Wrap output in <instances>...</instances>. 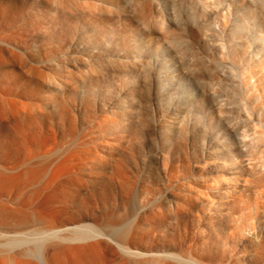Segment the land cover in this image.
Wrapping results in <instances>:
<instances>
[{
  "label": "rangeland",
  "instance_id": "374dc122",
  "mask_svg": "<svg viewBox=\"0 0 264 264\" xmlns=\"http://www.w3.org/2000/svg\"><path fill=\"white\" fill-rule=\"evenodd\" d=\"M26 3L36 30L95 26L82 73L112 110L110 178L31 187L86 232L31 264H264V0Z\"/></svg>",
  "mask_w": 264,
  "mask_h": 264
},
{
  "label": "bare ground",
  "instance_id": "6f19581e",
  "mask_svg": "<svg viewBox=\"0 0 264 264\" xmlns=\"http://www.w3.org/2000/svg\"><path fill=\"white\" fill-rule=\"evenodd\" d=\"M55 1L64 7L65 0ZM95 31L92 24L57 23L36 30L26 0H0V264H31L54 238H85L76 226L57 225L31 187L42 195L44 187L93 186L99 169L111 176L112 110L95 112L94 88L82 73L95 59ZM68 229L73 233L66 235ZM111 231L123 236L121 229Z\"/></svg>",
  "mask_w": 264,
  "mask_h": 264
}]
</instances>
